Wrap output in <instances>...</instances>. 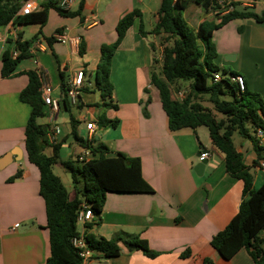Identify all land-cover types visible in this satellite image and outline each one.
<instances>
[{"label":"crops","instance_id":"obj_1","mask_svg":"<svg viewBox=\"0 0 264 264\" xmlns=\"http://www.w3.org/2000/svg\"><path fill=\"white\" fill-rule=\"evenodd\" d=\"M34 1L35 10H39L46 0ZM80 1L75 0L72 9H77ZM160 4L161 0H85L84 18L63 17L51 9L45 25L10 22L0 27V162H4L0 167V264H45L50 256L40 172L28 160L25 148V127L32 108L21 101L20 92L29 83L27 72L43 70L46 80L53 85L55 98L63 95L60 71H64L67 80L76 71H83L85 87H92L101 46L117 39L118 21L136 8L141 10L142 19L137 18L127 30L112 58V102L117 108L102 111L97 90L83 91L79 102L83 106L77 107L86 109L80 123L86 127L87 121L94 120L96 131L106 128L99 122L101 114L119 120L114 127L109 125L105 129L103 139L109 143L105 145L111 149L110 155L119 151L139 157L142 174L154 192L107 193L101 213L87 231L107 239L143 238L156 255L150 257L142 250H130L120 241L118 256L105 258L94 252L87 264H254L246 248L225 259L211 244L213 236L238 213L244 197L243 181L226 171L224 153L213 145L209 132L201 126L176 131L169 128L159 91L151 84L152 69H160L163 51L164 34L151 32L158 22ZM236 8H248L262 15L264 0H237ZM183 15L195 29L205 19L213 18L211 12L205 13L195 2L189 4ZM233 21L222 28H228ZM141 22L146 35L140 32ZM238 26L242 31L238 27L229 41L214 43L218 53L215 63L243 75L247 87L264 99V17L241 19ZM60 28L74 40L48 44L44 37L56 34ZM35 36L41 43L40 49L32 51V56L21 61L10 76L3 77L2 54L12 48L10 41ZM172 96L177 98L173 91ZM45 109L47 112L48 107ZM42 123H47V119ZM248 140L237 148L251 166L257 188L264 182V173L258 164H253L257 152L252 140ZM202 147L210 153L204 173L198 175L195 165L200 161ZM84 149L81 147L76 153L78 160ZM45 152L50 154L51 150L46 148ZM57 167L70 174L71 183L57 175L66 187L70 185L67 189L73 198L71 173L60 163L55 164L54 168ZM17 173L20 176L10 180ZM78 185L81 188L83 182Z\"/></svg>","mask_w":264,"mask_h":264},{"label":"trees","instance_id":"obj_2","mask_svg":"<svg viewBox=\"0 0 264 264\" xmlns=\"http://www.w3.org/2000/svg\"><path fill=\"white\" fill-rule=\"evenodd\" d=\"M23 1L25 0H0V27L10 22L45 25L51 9L63 17L84 18L85 0L80 1L77 9L61 7L60 0H46L41 3V9L22 15L18 12ZM191 2L200 5L206 13L213 12L215 16L202 21L196 29L193 28L183 15ZM226 8L219 4V0H161L158 22L151 32L164 34L161 42L162 59L160 69L158 71L152 69L150 81L159 91L169 128L176 131L186 127L193 129L207 127L213 145L225 155L226 171L243 181L244 197L238 213L222 231L213 236L211 244L225 259L232 258L240 249L246 248L254 264H264V182L257 188L254 186L251 166L246 164L244 153L236 147L232 138L234 132L238 131L244 138L252 140L257 152L254 165L264 159V145L260 144L256 136L259 129L264 131V99L247 85L242 92L239 85L229 79L213 80L216 72L223 75L237 74L228 72L226 68L215 63L218 53L213 43L214 32L236 19L261 20L264 11L262 15L248 8H235L224 12ZM137 18L142 19L140 9L136 8L125 14L116 26L117 39L113 43L101 46L94 85L83 89L84 92L99 91L102 98L101 104L98 103L99 107L117 108V104L112 102L114 91L110 80L112 58L127 30ZM139 28L143 35L148 33L144 30L142 22ZM241 30L240 26L239 31ZM58 33H62V28L56 31V34ZM56 34L44 37L45 41L52 44L56 40ZM37 38L38 36H35L29 40H22L18 37L10 41L12 48L2 54L3 77L10 76L21 61L32 56L31 48ZM13 48L18 50L16 57L12 56ZM27 75L29 83L20 92V99L32 108L25 127V148L28 160L40 172V194L45 202L46 226L50 239V256L45 264H80L82 260L72 244V239L80 233L77 215L82 206L86 205L92 209L95 218L101 213L109 192L152 193L154 189L142 174L139 157L128 156L119 151L110 155L112 151L107 145L95 144L93 138L85 139L78 132L80 121L72 114L69 135L73 136L79 146L89 148L91 157L82 161L62 160L61 149L67 137L61 138L54 145L48 142L49 125L40 122V119L46 116L40 91L42 81L36 70L28 71ZM60 75L64 94L63 105L70 111L72 105L67 94L68 80L64 71H60ZM183 80L188 82L189 91L181 99L174 98L173 87ZM227 94L232 95L231 100L224 98ZM203 97L213 104V108L204 105L201 100ZM99 122L114 127L119 120L109 119L102 114ZM47 147H51L50 154L45 152ZM58 163L72 175L75 191L73 198H70L66 185L54 172V166ZM19 176L20 173H17L10 180ZM80 181L83 182L81 188L78 185ZM92 226L93 222L86 224L88 230ZM86 238L92 250L101 253L105 258L120 254V241L130 250H142L150 257L156 255L147 240L137 236L129 239L121 237L107 239L87 231Z\"/></svg>","mask_w":264,"mask_h":264},{"label":"built area","instance_id":"obj_3","mask_svg":"<svg viewBox=\"0 0 264 264\" xmlns=\"http://www.w3.org/2000/svg\"><path fill=\"white\" fill-rule=\"evenodd\" d=\"M75 0H61L60 5L61 7L65 9L72 8ZM237 0H219V4L222 6H226L224 12H229L230 10H233L236 8ZM36 8V3L34 0H25L22 3V7L19 10V14H29L33 12ZM213 13V12H211ZM55 38L57 41L61 43H68L73 38L69 37L66 33H58L55 35ZM41 43L39 41H35L31 50L37 51L40 49ZM18 55V50L13 48L12 56L16 57ZM39 75L40 79L42 81L41 84V95L42 99L44 101L45 107H48V110L46 112L47 117V124L49 125V131L47 134L48 142L52 145L57 144L61 139V128L56 120V115L62 110L63 105V96L61 98H55L53 96V85L48 82L45 78V73L43 70L38 69L36 70ZM229 79L235 83H237L240 87V90L242 92L246 89V80L241 74H235V75H223L221 72L214 73V81H220L222 79ZM85 88V73L83 71H76L73 76L68 80V99L72 106H77L80 102V96L83 92V89ZM185 96V93L183 91H180L178 93V98L181 99ZM86 129L88 130V136L91 139L94 135V132L96 131V124L94 120H89L86 122ZM256 136L260 140V144L264 145V131L259 129L256 133ZM209 151L203 150L200 152L199 159L200 161L203 159L208 158ZM91 157V150L88 148H85L79 153V159L86 160ZM258 169L264 173V159L260 160L258 165ZM94 219V213L92 209L87 207L86 205H83L82 208L78 211L77 215V223L81 225V229L79 228V235L75 236L72 239L73 246L77 249L80 257H81V263L80 264H87L89 259L94 254V251L90 247V244L86 238V232L87 227L86 224L89 222H92ZM18 226V224H16Z\"/></svg>","mask_w":264,"mask_h":264},{"label":"rangeland","instance_id":"obj_4","mask_svg":"<svg viewBox=\"0 0 264 264\" xmlns=\"http://www.w3.org/2000/svg\"><path fill=\"white\" fill-rule=\"evenodd\" d=\"M190 6L191 7H190L189 11H191V9L194 7V5L192 4ZM51 11H53V10H51ZM214 16H215V14L212 13V17H214ZM239 21L241 22V19H239V20L236 19V20H234L232 22L234 24H229L228 28H220V29L216 30L215 34L213 36V43L216 44V42H218V41L224 42V40H228L229 41L230 38H232V36L237 32V29L239 27L238 26L239 25ZM53 24H54V20L51 22V25H53ZM236 24H238V25H236ZM227 70H228V72H231V69L228 68ZM180 91H183L185 93V95L187 94V92L189 91V86H188V82L187 81H184V80L183 81H179L178 84H176L173 87V92H174V96L175 97L178 98V93ZM224 98L228 99V100H231L232 99V95L227 94V95L224 96ZM201 100L203 101L204 105L213 108V104L210 103L207 100L206 97L201 98ZM101 102L102 101L99 100V104H101ZM100 108H101L102 111L106 109L103 106H100ZM69 112H71V113H69ZM85 113H86V109L81 110L77 106H73L70 111L64 110V108H62V110L56 115V120H57V122H58V124L60 125V128H61V133H62L61 138L67 137L66 142L63 144L62 150H61V158H62V160H70V161L73 160V161H76V159H77L76 153L81 150V147L79 146V144H77L75 142L73 136L69 135L70 128H71L70 127V121H69V115L72 114L76 119L79 120V118L82 115H84ZM218 117H220L219 114H218ZM46 119H47V117L46 118L44 117V118H41L40 121L43 122V121H46ZM80 122H82V121L80 120ZM103 126H106V128H105L106 130L109 129V125H103ZM105 129L103 128V129L99 130L97 128V131L94 133V143L95 144L103 143V144L109 145L108 141H104L105 139H103L104 138L103 136H104V133H105ZM201 129H203L206 133L209 132L208 128L205 127V126H201ZM78 132L85 139L89 138L88 130L83 125V123L79 124ZM251 133L253 134L252 129H251ZM232 138H233V141H234V144L236 145V147H240L241 143L249 142L248 138H244L238 131L234 132ZM47 148H49V150H51V147H47ZM75 163H74V165H76ZM54 169L56 171V174L62 176V178L66 182L70 181V183H71L70 174H67V173L65 174L58 167L54 168ZM67 179H69V181H67ZM68 186H70V185L67 184V187Z\"/></svg>","mask_w":264,"mask_h":264},{"label":"water","instance_id":"obj_5","mask_svg":"<svg viewBox=\"0 0 264 264\" xmlns=\"http://www.w3.org/2000/svg\"><path fill=\"white\" fill-rule=\"evenodd\" d=\"M207 159H203L201 161H199L196 165H195V171L198 175H202L204 173V169L205 166L207 165ZM4 162H0V167L2 166Z\"/></svg>","mask_w":264,"mask_h":264}]
</instances>
